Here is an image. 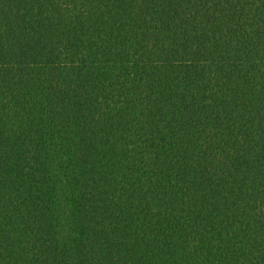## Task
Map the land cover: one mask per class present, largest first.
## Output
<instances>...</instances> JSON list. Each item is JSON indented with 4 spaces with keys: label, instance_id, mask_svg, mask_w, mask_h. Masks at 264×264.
<instances>
[{
    "label": "trees",
    "instance_id": "obj_1",
    "mask_svg": "<svg viewBox=\"0 0 264 264\" xmlns=\"http://www.w3.org/2000/svg\"><path fill=\"white\" fill-rule=\"evenodd\" d=\"M0 264H264V0H0Z\"/></svg>",
    "mask_w": 264,
    "mask_h": 264
}]
</instances>
